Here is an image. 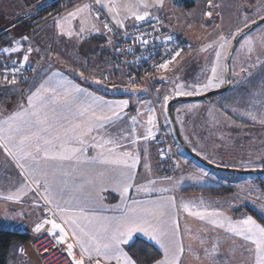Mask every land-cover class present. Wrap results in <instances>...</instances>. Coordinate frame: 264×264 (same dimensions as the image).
Listing matches in <instances>:
<instances>
[{
	"label": "rangeland",
	"instance_id": "374dc122",
	"mask_svg": "<svg viewBox=\"0 0 264 264\" xmlns=\"http://www.w3.org/2000/svg\"><path fill=\"white\" fill-rule=\"evenodd\" d=\"M53 1L60 0H0L1 25L15 21L18 18H23L27 13H31L32 10L35 11L37 8L38 11V9L53 3ZM61 1L65 7L77 0ZM193 1L194 5L186 7L176 4L175 0H163V6L160 7L155 6L156 0H146L149 5L147 11L151 13V16L158 17L164 26L171 28L174 30V33L181 35L185 45L178 60L167 70L157 72L156 81L148 83L150 84L148 89L144 84L126 83L122 74L115 80V86H113L114 83L111 86L100 85L103 91L111 88L112 92L116 94L120 92L126 95L117 101H129V106L124 110V113H126L124 119L107 129L108 135L105 136V139H116L121 134H126L131 128H134L135 132L130 137V140L141 136L142 133H146L147 128L150 127L147 124L148 109L150 107L155 108L157 124L159 119V126L154 129L156 133L155 139L144 140L141 137L135 144L124 141L123 148L116 145H106L103 150L97 149L98 156L96 160L87 158L84 154H81V162L78 164L74 161L50 162L61 163L64 171L69 173L66 176L62 174L59 176L60 179L68 182L69 195L64 197V200L71 201L75 197V200L80 203L81 201H86L85 198L87 199V196H81L82 189L88 194L89 199L95 202L97 209H99V205L104 206L117 202L119 199L118 194L112 190L104 189L110 185L111 181H114L113 185H115V189L118 188L116 191L121 192L120 187L122 184L119 183L121 175L117 179L112 180L99 179L98 177L102 176L101 173L103 175L112 174L114 172L113 169L119 172V174L122 172H128L129 174L142 172L149 168L145 167L147 161L140 158V162L135 168L127 169L121 164L101 163L100 152L103 151V156L108 159L119 158L123 151H132L134 154L139 155L145 151L144 155L149 156V151L154 150L156 155V146L153 142L159 143L157 135L162 125L166 126L169 130V135L173 140V150L180 162L179 169L169 171L171 174L189 171L192 169L190 164L193 167L196 165L209 173H214L212 169L204 166L186 153L179 145H176L172 125H165L161 118L163 115H161L160 104L157 102L158 96H163L173 90L174 84L172 81H178V83L185 85L186 90L187 85L205 83L211 77V68L216 66V51L221 52V67L218 69V77L225 81V58L237 34V30L245 28V21H247V26H249L258 19H261V17H264V0ZM102 3L113 8L119 5L118 12H111L115 17L119 19H134L131 12L127 10V6L131 4L133 10H138L136 6L141 3V0H102ZM139 10L142 11V9ZM208 11L212 12L211 16L206 15ZM169 16L170 21L168 19ZM247 34L251 36L253 51L249 54L246 47H237L231 62L232 87L227 92L217 94L209 100L181 101L176 103L174 107V113L183 138L196 153H199L201 156L209 155L211 158L209 160H213L212 162L224 161L228 165L226 167L242 170L264 169V123L260 122L261 118L264 117V98L260 96L261 89L264 88V40H262V37H264V23ZM221 36L225 37V40H221ZM8 38L10 37H3L2 40ZM1 42L4 45L6 41ZM239 43L243 44L245 41L241 39ZM221 44H225L223 50L219 47ZM27 45L35 48V44L32 41L26 44L25 48L29 47ZM209 45L211 47H207ZM206 47L207 50H203ZM35 56H37V52L35 51L29 55V63L31 64L27 63L23 65L26 69H28V65H32ZM17 60L18 58L5 60L0 62V64H7L10 61L12 63ZM161 78L165 79L162 81ZM31 80H28L29 82L27 83H31ZM4 88H6L4 91H0V125H2V121L6 120L8 116L18 111L20 105L26 107L27 96L37 89L33 83L27 87L19 86L15 90H11L9 87ZM156 90H159V92ZM12 91L16 92L13 94ZM246 112L253 113L257 119L253 120L245 114ZM90 115L91 113H85L83 116H69V119L79 123L88 120ZM132 116L137 117L139 121L137 125L132 124L130 120ZM7 134L6 131L2 133L4 136H7ZM95 135L97 134L93 132L92 136ZM87 143L92 144L95 141L89 136L87 137ZM69 147H79V145L71 143ZM84 161L87 162L85 163ZM161 161L164 162L162 157ZM20 172L21 169L17 161L12 156H9L3 147H0V197H6L15 193L16 188L14 186L21 180ZM232 176L233 180L229 179L227 182L220 180L212 182H217L216 184L220 182L221 185L228 183L230 187H233L232 195H234L233 202L235 206H244L241 208L243 210L239 220L251 216L258 223L264 225V176L238 174H233ZM73 187L79 189L80 196L76 194L70 195ZM3 200L0 199V227L16 231L23 230L26 233H30V235H38L45 232L43 229L37 232L35 227H29L30 224L29 226H19V229L14 226L12 228L10 223L22 221L24 219V212H26V218L35 216L37 221V212L34 210L29 211L28 209L25 211L24 205L8 204L6 200ZM23 200L31 202L28 197L23 198ZM149 200L157 201L161 200V198L151 196ZM161 201H163V198ZM182 201L178 203V208L172 209L175 210L176 215L179 210L183 211ZM69 204L75 205V202H70ZM163 210L167 215L166 202ZM104 211H100V214L108 216V214H105L108 213L107 209ZM170 212H172L171 209L168 211L170 217V221L168 222L170 225L168 227H174L172 220H177L179 226H181L182 219H177ZM26 221L28 222V219ZM189 226L184 225L187 229H180L179 227L178 230L176 229L175 238L182 244L183 252L185 254L187 252L186 256H182V258L179 256V264H213V260L210 259L209 254L215 257L214 264H253L252 256L246 251L250 247L249 241H245L242 237L235 236L233 233H228L227 235L233 236L232 238H224L226 235L221 232H207L203 228L195 230L194 227L188 230ZM47 227L45 226V228ZM183 230H185V235H180L179 233H182ZM221 237L224 239H221ZM202 240L204 243L201 242ZM155 244L156 248L163 251H161L162 257L158 259L162 260L164 250ZM19 247L24 252L25 260L27 261L24 263V259L23 261L22 259H18L19 264H43L37 250L29 251L25 243L20 244ZM205 249H207V252H205ZM156 261L151 264H156Z\"/></svg>",
	"mask_w": 264,
	"mask_h": 264
},
{
	"label": "snow or ice",
	"instance_id": "6c2138e0",
	"mask_svg": "<svg viewBox=\"0 0 264 264\" xmlns=\"http://www.w3.org/2000/svg\"><path fill=\"white\" fill-rule=\"evenodd\" d=\"M100 5V10H105L102 0H96ZM155 6H163V0H156ZM149 5L146 0L136 6L138 10H133V6L129 4L127 10L136 21H147L151 23V13L147 11ZM119 5L116 8L107 7L108 12H118ZM139 9H142L140 11ZM88 10L92 11L90 5L85 4L83 8H77L73 12L68 13V17L77 18L78 13ZM206 15L211 16L212 12L208 11ZM66 18L61 17L60 20L54 18V24L60 31L58 36L73 37V35H81L85 28L81 26L74 33L71 28L65 31ZM264 19V17H261ZM82 23V22H81ZM117 27H122V21L116 20ZM245 27L247 21H245ZM104 27L110 32L107 23ZM135 27V24H133ZM237 34L245 43L238 41V46L247 48L249 54L252 53V39L242 29L237 30ZM27 36H22V42H28ZM169 41L172 37H167ZM221 40L225 37L221 36ZM264 40V37H262ZM140 42L147 44V39L141 37ZM211 47V45L207 46ZM207 47L203 50H207ZM220 49L223 50L225 44H221ZM4 54L11 57L13 54H19L16 63L3 65L5 68V80H8L7 73L12 75V79L8 82L12 84L18 83L15 74L20 71L21 67L28 63L29 55L35 51L39 53V49L31 46L21 48L20 44L4 48ZM183 50L177 48L174 52L169 50L166 56L170 57L165 62L160 63L159 68L167 70L169 65L180 57ZM221 52H215L216 66L211 68V77L203 84H190L186 86L172 81L173 90L163 96H158L157 102L160 104L161 115H163V123L170 125L171 118L167 114V105L170 100L176 97L202 95L212 89L219 88L225 83L224 79L218 77V69L220 65ZM11 63V61H10ZM244 70V69H242ZM83 77V73H79ZM165 78H161L163 81ZM100 83V81H94ZM127 90V89H126ZM159 92V90H156ZM260 96L264 98V88L261 89ZM81 97H84L82 102ZM90 101V102H89ZM26 107L19 106V110L8 116L0 125V147H3L9 156H12L18 163L21 172L19 173L21 180L14 187L15 193L5 197L7 200L22 201L28 197L31 203L44 213V217L35 226L36 231L42 229L45 234L58 244L66 246L67 254L71 257L72 264H137V260L129 255L126 247L135 243L134 236L142 234L149 241H154L160 248L164 250V259L157 260L156 264H179V255L183 253V246L177 241L176 229L179 224L177 220H172L174 227L169 228L167 221L162 217L166 215L164 212L165 202L161 200L149 201L146 204L140 201H133L136 207H129L127 204L124 210L118 216L108 217L100 214L92 200H86L83 203L75 200H64L69 195L68 182L62 180L59 176L69 175L65 172L61 163L50 162H75L80 163V155L85 153L89 147L103 150L106 145H116L124 147V141L135 144L142 137L144 140L155 139V128L158 127L155 108L148 109L146 133L137 136L135 139L130 137L134 134L135 129L131 128L126 134H121L118 138H108L107 129L116 124V122L124 119V110L129 106L128 100L106 101L102 97L94 96L87 93L86 89L73 83L64 77L62 73H54L44 83L40 84L36 91L31 92L26 98ZM76 111H73V108ZM179 111V109H177ZM67 112L69 115H65ZM85 113H91L88 120L83 122H73L69 116H83ZM253 120L257 117L251 112H246ZM133 125H137L139 121L136 116L130 117ZM264 123V117L261 118ZM7 132V136L2 133ZM95 132L97 135L92 136ZM91 136L95 143L88 144L87 137ZM75 143L79 147H69V144ZM111 151V149H109ZM199 155V153H197ZM100 162L104 164H121L127 169H133L140 162V155L134 154L132 151H123L119 158L108 159L103 156V151L99 154ZM96 160V157L92 158ZM85 163L87 161H84ZM145 167L148 168L147 162ZM75 171V169H73ZM101 175H103L101 173ZM131 179L128 172L121 173L122 193H127L131 185L127 181ZM167 179V177H165ZM152 183H155L154 181ZM137 191L151 192L155 188L139 187ZM163 191H172V189H164ZM70 202H75V207L70 208ZM167 203L175 207L174 198L169 197ZM183 211L193 217L199 218L201 221L208 222L216 227L225 228V223L218 219H208L209 217H222L223 213L213 211H201L203 202L200 204H183ZM226 219V218H225ZM45 226H48L45 228ZM227 231L235 236L242 237L243 240L250 242V247L246 251L252 256L253 264H264V225L258 223L251 216L242 219L236 223L227 220ZM204 243V241H201ZM76 249H79L80 258H76ZM207 252V249H205ZM210 259L215 261V257L209 254Z\"/></svg>",
	"mask_w": 264,
	"mask_h": 264
},
{
	"label": "crops",
	"instance_id": "0c3cea01",
	"mask_svg": "<svg viewBox=\"0 0 264 264\" xmlns=\"http://www.w3.org/2000/svg\"><path fill=\"white\" fill-rule=\"evenodd\" d=\"M88 4L91 6L92 11L89 12L88 10H85L83 12L78 13L77 18L73 19L71 17H68L69 12L75 11L77 8H83V5ZM104 4V3H103ZM94 5H97L100 7L99 4L96 3V0H77L70 4L69 6L63 7L61 10H59L56 13L51 14L50 16H47L43 18L41 21L37 22L34 26H32L29 29H26L23 25V18L15 19V21L6 23L4 25H1L0 22V34L3 32H6L4 35H7V37H10L6 40L0 39V62L5 60H10L14 58L19 59V54H13L11 57H9L7 54L3 53L4 48H8L11 46H16L17 43L20 44V47L23 49L25 48V45L28 44L30 41H32L35 45V49H39V53L37 56H35V60H33L32 67H33V74L31 77V83H33L34 87L39 88L40 84L44 83L46 80L49 79L50 76H52L54 73H62L65 78L68 80L73 81V83L79 85L81 88L86 89L87 93H92L94 96L102 97L103 100L106 101H117L121 98V93L118 92V94L112 92L111 88H108L107 91H103L100 87L102 85H108L115 86V80L120 77L121 70L118 66V54H117V46L115 43V38L112 35L111 32H109L105 27V23L100 21L93 12ZM105 5V4H104ZM107 5H105V10H103L106 15L109 17L111 22L116 26L115 21L120 20L122 21L123 26L118 28H124L128 29L133 26V24L136 23V20L133 18H117L111 12H108ZM33 12H31L32 14ZM30 15V13H29ZM61 17L66 18L65 23V31L68 30V28H71L74 33L78 31V29L83 26L85 28V31L77 36L73 35V37H67L66 35L63 37L58 36V32L60 31L59 28H57L54 24V18L56 20H60ZM170 21V16H169ZM160 20V19H159ZM161 21V20H160ZM82 22V23H81ZM162 22V21H161ZM163 24V22H162ZM164 26V25H163ZM117 27V26H116ZM166 27V26H165ZM169 31L173 32L171 28L166 27ZM174 33V32H173ZM27 36L28 42H22L21 37ZM32 37V38H31ZM34 37V38H33ZM1 41H6L4 45H2ZM31 45V44H29ZM27 45V46H29ZM33 46V45H32ZM37 47V48H36ZM31 62V61H30ZM28 64L29 63L28 61ZM79 73H83V77L79 75ZM100 81V83H95L94 81ZM6 80L0 79V91L5 90L4 87H9L11 90H15L19 86H29L31 83H17L12 84ZM101 85V86H100ZM4 86V87H3ZM16 91H12L14 94ZM108 92V93H107ZM106 94L110 96H106ZM25 95V94H23ZM81 100L83 102L84 97H81ZM73 111H76V108L74 106ZM65 115L68 114L67 112L64 113ZM69 115V114H68ZM163 120V117H161ZM158 126H159V119H158ZM153 141V140H152ZM156 146V155L155 151L151 150L149 151V156H145L143 151L140 153L141 159L146 160L148 164V169L142 172H135L133 174H129L131 179L128 180V183L131 185L129 188V191L127 193H122V187H120L122 194L117 192L118 188L115 189V185H113L114 181L110 182V185L107 186L104 190L114 191L118 194V200L117 202L113 204H107V205H99L98 210L105 212L104 210L107 209L108 217L118 216L122 213L124 210L125 204H127L129 207H136V205L133 204V201H140L144 204L149 202L151 196L160 197L161 200L163 198V201L166 202L168 211L171 209L175 217L181 221V226H179L180 229H187L184 227L188 226V230L192 229L194 227L195 230H199L200 228L205 229L208 231H215V232H221L224 233L226 237L232 238L233 236H227V220L232 221L233 223H236L239 220L240 214L242 213L241 209L244 207L243 205H236L233 202V193L222 195V196H216V195H208L202 192L199 189L211 187L215 185H221L220 182L216 184L217 182L212 181H228L229 179L215 171L214 173H209L205 171L202 167H198L194 165V167L190 164L191 168L189 171H181L178 174H171L169 170L164 165V162L161 161V155L159 151V147L157 142H153ZM149 144H151L149 142ZM158 148V149H157ZM87 158H93L98 156V152L96 148L89 147L85 153H83ZM211 160L209 155L204 156ZM164 160V159H163ZM213 161V160H212ZM112 169V168H110ZM177 170V169H176ZM112 174L102 175L101 177H98L99 179H117L119 177V172H117L115 169H113ZM167 177V179H165ZM121 179V176H120ZM230 180H233L230 178ZM139 181V182H137ZM155 183H152V182ZM151 187L155 188V191L151 192H144V191H137L136 189L139 187ZM73 189V190H72ZM71 189L70 195H79V189L77 187H73ZM89 189V187H87ZM164 189H172V191H163ZM81 196H87V199L89 200V196L87 193H85L81 189ZM174 198L175 207H173L171 204H167V200L169 197ZM67 197V196H65ZM0 199H4L3 201H7L8 204H16V205H24L25 211L28 209L29 211L34 210L37 212V221L35 216H31L29 218H26V212H24V219L22 221H14L11 222L10 225L14 227L19 226H36V222H40L42 218L44 217V213L40 211L39 208L35 207L31 204V202H25L28 200H7L5 197H0ZM84 200V198H82ZM183 200V201H182ZM180 201H182V206L184 203L189 204H200V202H203V207L199 210L201 211H207L209 213L213 211H219L223 213L222 217H209L208 219H218L221 222L225 223V228H219L216 227L208 222V220L201 221L197 217H193L189 215L188 213L179 210L178 214L176 215L175 208H178ZM84 201H81L83 203ZM228 202V203H226ZM119 203L118 205H116ZM224 203V204H223ZM70 208L75 207L76 205L69 204ZM241 209V210H240ZM240 210L239 213L237 211ZM167 211V215L162 217L163 220L167 221V223L170 221V217ZM172 215V216H174ZM239 215V216H238ZM28 219V222L25 220ZM226 218V219H225ZM236 218V219H235ZM31 222V223H30ZM170 224H168L169 226ZM184 227V228H183ZM178 228V229H179ZM177 229V230H178ZM179 233V231H178ZM190 233V232H188ZM217 233V234H218ZM30 234V233H29ZM180 235H185V230L183 232L179 233ZM231 234V233H230ZM190 236V234H189ZM135 238H143L147 240L148 242L155 244L154 241H149L147 238H145L142 234H136L134 236ZM221 237V239H224ZM157 245V244H155ZM158 246V245H157ZM159 247V246H158ZM160 248V247H159ZM127 247L125 248V250ZM162 251V250H161ZM163 252V251H162ZM184 253V252H183ZM181 256H186L184 253ZM164 254V253H163ZM23 261L24 263L27 262L25 260L24 252L21 250V248L18 246L16 249V252L13 254L12 257V263H18L17 260ZM164 259V256H163ZM87 264V261L85 262Z\"/></svg>",
	"mask_w": 264,
	"mask_h": 264
},
{
	"label": "built area",
	"instance_id": "2783aa9c",
	"mask_svg": "<svg viewBox=\"0 0 264 264\" xmlns=\"http://www.w3.org/2000/svg\"><path fill=\"white\" fill-rule=\"evenodd\" d=\"M93 10L99 18L110 26L112 32L118 36V66L127 82L142 80L150 83L149 81L152 75L163 70L159 68L160 63L170 58L165 54L169 50L174 52L177 48L182 50L184 48L182 39L168 29H164L156 17L151 19V23L147 21H136L135 27L120 30L110 21L105 12L100 10L99 6L94 5ZM169 36L172 37L171 41L167 39ZM141 37L147 39L148 43H141ZM12 63H7V65L11 67ZM3 65H0V76L5 80L6 72ZM17 67L20 68V71L15 74V79L23 82L28 80L29 70L24 66L17 65ZM7 75V81H10L12 75L10 73H7ZM160 129L157 135L160 155L166 163V168L169 171H175L180 167V162L177 154L173 150L172 137H170L169 130L166 126L162 125ZM25 245L29 251L37 250L43 264H72L71 257L67 254L66 246L58 244L55 240L48 237L45 232L38 235H31ZM76 258H80L78 249H76Z\"/></svg>",
	"mask_w": 264,
	"mask_h": 264
},
{
	"label": "trees",
	"instance_id": "16d2710c",
	"mask_svg": "<svg viewBox=\"0 0 264 264\" xmlns=\"http://www.w3.org/2000/svg\"><path fill=\"white\" fill-rule=\"evenodd\" d=\"M175 3L179 4V5H184L186 7H190V6L194 5V1L193 0H175ZM63 7H64V5H63L62 1L60 0V1H53V3L41 7L40 9H38V11H37V8H36L35 11L32 10V12H33L32 14L31 13H30V15H29V13L26 14L25 19L22 21L23 25L25 26L26 29H29L32 26H34L35 24H37V22L41 21L43 18H45L47 16H50L53 13L58 12ZM93 12H94V10H93ZM94 15L100 21H102L103 23H106L101 18H99L95 13H94ZM152 17H154V16H152ZM156 18H158V17H156ZM158 20H159V18H158ZM160 24H161V26L164 29H167L165 26H163L161 21H160ZM107 26H108V28H110V26L108 24H107ZM119 29L120 30H124V28H119ZM110 32L114 36L115 43H116V46L118 48V44H117L118 36L116 34H114L112 32V30ZM5 33L6 32H3V33L0 34V39L1 40H2L3 37H7V35H4ZM174 34H176V33H174ZM176 35H177V37L182 39L181 35H179V34H176ZM184 48H185V45H184ZM184 48H183V50H184ZM117 54H118V51H117ZM0 65H3V64H0ZM28 70H29V79L28 80H30L31 77H32V74H33V67L28 65ZM161 71H164V70H161ZM121 74H122V71H121ZM156 75H157V73L152 75L151 80L149 82H155L156 81L155 78H157ZM122 76H123V74H122ZM0 79L4 80V78H2V77ZM123 79H124V76H123ZM28 80H26L24 82L23 81H18V83H22V84L26 83V84H28L27 83V82H29ZM124 81L126 83L144 84V85H146L147 89H148V86L150 85V84H148V83H146L145 81H142V80H138V81H134V82H127L124 79ZM106 96H110V95L106 94ZM120 96L121 97H125L126 95L125 94H121ZM174 107H175V105L173 106V110H175ZM175 143H176V145H179L176 139H175ZM206 159H208V158H206ZM215 162H213V163L221 165V166H225V167L228 166L224 161H215ZM165 164L166 163L164 162V165ZM178 169H179V167H178ZM213 171H215V172L227 177L228 179L233 178L232 175L235 174V173H229V172H225V171H217V170H213ZM260 176H264V175H260ZM199 190H201L202 192H204L205 194H208V195L222 196V195H227V194L233 193L234 189H233V187H230L228 185V183H227V184H222V185H216V186L202 188V189H199ZM30 237H31V235L29 233H26L23 230L22 231H20V230L16 231V230L6 229V228L0 227V264H11L12 263L13 254L16 252V249L18 248V246L20 244L28 242ZM134 241H135V243L133 245H130V246L127 247V251H128L130 256H132L134 259L137 260V264H151L154 261H156V260H158L159 258L162 257L161 251L158 248H156L154 246V244L148 242L147 240H145L143 238H137Z\"/></svg>",
	"mask_w": 264,
	"mask_h": 264
},
{
	"label": "water",
	"instance_id": "95a60500",
	"mask_svg": "<svg viewBox=\"0 0 264 264\" xmlns=\"http://www.w3.org/2000/svg\"><path fill=\"white\" fill-rule=\"evenodd\" d=\"M262 23H264V19H258L257 21L253 22L249 26L243 28L244 33H249L250 31L254 30L256 27L260 26ZM238 41H241V38L238 34L235 35L232 45L226 55L225 58V83L222 87L211 90L207 93H204L202 95H195V96H183V97H176L173 100H170L167 105V113L169 117L172 120V131L175 136V139L177 140L180 147L188 153L192 158L196 159L200 163H202L204 166L217 171H225L229 173H235L239 175H264V169H251V170H242V169H236V168H229L225 166H221L218 164H215L208 159L204 158L200 154L198 155L185 141L183 138V135L181 133L179 124L177 122L173 106L181 101H192V100H209V98L221 94L224 92H227L232 87V75H231V62L233 55L238 47Z\"/></svg>",
	"mask_w": 264,
	"mask_h": 264
}]
</instances>
